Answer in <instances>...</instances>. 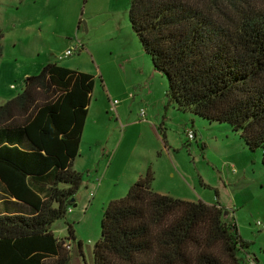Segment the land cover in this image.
Here are the masks:
<instances>
[{
  "label": "trees",
  "instance_id": "trees-1",
  "mask_svg": "<svg viewBox=\"0 0 264 264\" xmlns=\"http://www.w3.org/2000/svg\"><path fill=\"white\" fill-rule=\"evenodd\" d=\"M129 18L168 80V105L229 124L264 163V0H132ZM3 38L0 27V59ZM95 83L51 62L0 105V182L26 207L0 211V264H69L72 246L53 226L83 182L73 165ZM154 179L150 168L109 203L95 264H248L251 241L235 216L159 193ZM69 232L75 237L72 225Z\"/></svg>",
  "mask_w": 264,
  "mask_h": 264
},
{
  "label": "rangeland",
  "instance_id": "rangeland-1",
  "mask_svg": "<svg viewBox=\"0 0 264 264\" xmlns=\"http://www.w3.org/2000/svg\"><path fill=\"white\" fill-rule=\"evenodd\" d=\"M131 4L0 0L5 50L0 59V103L17 96L27 76L51 62L96 78L81 153L74 162L83 182L76 206L53 226L55 235L72 246L69 264H95L94 248L107 206L127 195L137 181L136 171L147 164L155 172V190L221 205L233 213L240 234L251 241L249 257L264 264L262 150H251L227 123L168 105V80L155 69L132 28ZM77 45H82L81 51L60 59ZM115 99L116 113L111 111ZM190 129L197 132L196 139L188 138ZM165 145L170 154L164 150L159 156ZM70 225L75 237L70 236Z\"/></svg>",
  "mask_w": 264,
  "mask_h": 264
},
{
  "label": "crops",
  "instance_id": "crops-1",
  "mask_svg": "<svg viewBox=\"0 0 264 264\" xmlns=\"http://www.w3.org/2000/svg\"><path fill=\"white\" fill-rule=\"evenodd\" d=\"M82 50V47H81V49H79L78 51H81ZM60 64V63H59ZM62 65V64H61ZM69 68H71V67H69ZM72 69H74V68H72ZM28 73H31V72H28ZM30 75V74H29ZM32 75V74H31ZM28 77V76H27ZM12 87H13V85H12ZM11 99V98H10ZM10 99H7V100H10ZM7 100H5V101H7ZM5 101H3L2 103H4ZM2 103H0V105L2 104ZM195 131V130H194ZM186 133H187V131H186ZM197 138V132L195 131V139ZM163 140H164V142L166 141V138H163ZM165 144H166V142H165ZM81 146H82V144H81ZM166 151L167 153H169L170 154V148H168L167 147V145H165L164 146V149L163 148H161L159 151H158V155L159 156H161V155H163V151ZM80 153H81V149H80ZM75 162V161H74ZM73 168L75 169V165H73ZM152 169L153 170V168H152V165H150V164H147L146 165V167L145 168H143V169H140V170H137L136 171V177H137V180H138V178L140 177V175H142V174H145L146 172H147V170L148 169ZM154 172V171H153ZM154 175H155V172H154ZM155 180H156V176H155V179H154V181H153V185L152 186H154V182H155ZM154 188V187H153ZM155 190V189H154ZM156 191H158L159 193H161L159 190H156ZM162 194H164V193H162ZM3 195V196H2ZM8 207H10L12 210H17L18 208L17 207H23V208H26L24 205H22L18 200H16L15 198H12V197H8V195H6L5 193H4V189H3V185H2V183L0 182V211H6L7 209H8ZM227 215H230V217H232L233 216V213H228Z\"/></svg>",
  "mask_w": 264,
  "mask_h": 264
},
{
  "label": "built area",
  "instance_id": "built-area-1",
  "mask_svg": "<svg viewBox=\"0 0 264 264\" xmlns=\"http://www.w3.org/2000/svg\"><path fill=\"white\" fill-rule=\"evenodd\" d=\"M81 47H82V45H77V46H75V47H73V48L68 49V50L65 52L64 56H61L60 59H64L65 57H68V56L73 55L75 52H77L79 49H81ZM118 105H119V100H118V99H115V100L113 101V107L111 108V111L114 112V113H116V112H117ZM142 116H143V117L146 116L145 111L142 113ZM187 136H188V138H189L190 140L195 139V131H194L193 129L188 130V131H187ZM71 210H72V209H70V211H71ZM263 229H264V226H263ZM68 247H70V246H68ZM248 264H258V262H257L254 258L249 257V259H248Z\"/></svg>",
  "mask_w": 264,
  "mask_h": 264
},
{
  "label": "water",
  "instance_id": "water-1",
  "mask_svg": "<svg viewBox=\"0 0 264 264\" xmlns=\"http://www.w3.org/2000/svg\"><path fill=\"white\" fill-rule=\"evenodd\" d=\"M87 30H88V27H87ZM75 206H76V204H75ZM228 213H230V212H229V211H226V212H225V215H227Z\"/></svg>",
  "mask_w": 264,
  "mask_h": 264
}]
</instances>
